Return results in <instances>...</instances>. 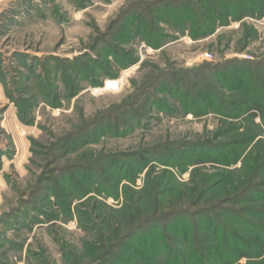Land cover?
I'll return each instance as SVG.
<instances>
[{
    "label": "trees",
    "instance_id": "trees-1",
    "mask_svg": "<svg viewBox=\"0 0 264 264\" xmlns=\"http://www.w3.org/2000/svg\"><path fill=\"white\" fill-rule=\"evenodd\" d=\"M263 16L264 0H139L122 11L91 51L25 64L27 84L9 95L21 121L32 124V110L41 100L53 108L62 106L61 88L73 98L85 86L103 87V78L119 79L137 65L135 43L161 49L184 36L200 41L213 35L220 43L219 29L240 21L242 50L256 34L243 20ZM147 67L151 72L142 84L133 82V94L51 142L50 155L58 158L103 138L130 134L148 126L156 113L214 114L225 127L211 139L165 140L122 157L101 152L48 186V199L53 197L72 216L73 200L86 197L76 208L85 218L92 215L82 209L85 202L96 199L93 208L111 229L104 241L112 258L105 260L114 264H243L242 259L244 264H264V54L192 67ZM145 68L142 62L137 71ZM145 170L144 185L137 190L132 185ZM189 170V180L181 182L177 176ZM121 193L120 208L97 199L120 201ZM162 195L172 200L166 204Z\"/></svg>",
    "mask_w": 264,
    "mask_h": 264
},
{
    "label": "rangeland",
    "instance_id": "rangeland-1",
    "mask_svg": "<svg viewBox=\"0 0 264 264\" xmlns=\"http://www.w3.org/2000/svg\"><path fill=\"white\" fill-rule=\"evenodd\" d=\"M138 1L0 0V78L7 85L0 79V264H114L112 259L106 261L111 256L106 253L104 240L111 236V229L104 225L93 208L94 203L97 205L96 199L87 200L82 208L91 211L90 217L85 218L76 211L86 197L73 200L72 216H69L53 197L48 199L46 188L60 183L62 174L75 172L77 167L73 165L89 164L101 152L122 157L132 150L165 140L211 139L225 127L221 118L214 114L195 118L192 114L156 113L148 126L121 137L103 138L89 148L58 158L50 155L52 152L47 146L65 138L84 118L122 103L133 94V82L139 85L147 78L151 72L147 67L149 64L161 69L169 64L192 67L232 58L258 59L264 54V16L243 20L254 27L256 34L242 50H238L244 32L240 21L219 29L217 33L223 35L220 43L218 35L200 41L184 36L161 49L135 43L133 46L140 61L122 73L119 88L114 89L115 84L111 82L102 89L87 85L73 98H68L61 88L57 91L61 107L53 108L41 100L31 113L34 122L21 121L9 94L27 84L24 81L25 64H40V59L46 57L73 58L91 51L98 39H105L122 11ZM206 52L213 54L212 61L203 58ZM142 62L146 68L137 71ZM108 80L110 78H103L104 83ZM28 84L35 88L32 92H36V84L32 81ZM255 121L259 122V118ZM190 171L177 177L186 182ZM145 174L146 170L132 185L137 190L143 187ZM164 196V203L172 200ZM97 199L109 207L120 208L123 195L121 193L120 201L101 196ZM103 204L100 206L107 211ZM151 207L147 208L150 212ZM241 262L246 261L242 259ZM125 263L123 260L121 264Z\"/></svg>",
    "mask_w": 264,
    "mask_h": 264
},
{
    "label": "bare ground",
    "instance_id": "bare-ground-1",
    "mask_svg": "<svg viewBox=\"0 0 264 264\" xmlns=\"http://www.w3.org/2000/svg\"><path fill=\"white\" fill-rule=\"evenodd\" d=\"M112 83V84H115V88L114 89H117V88H119L120 87V85H121V83H122V79H110V80H108L107 82H106V84L105 85H107V83ZM104 85V86H105ZM99 89H102V87L101 88H99Z\"/></svg>",
    "mask_w": 264,
    "mask_h": 264
},
{
    "label": "built area",
    "instance_id": "built-area-1",
    "mask_svg": "<svg viewBox=\"0 0 264 264\" xmlns=\"http://www.w3.org/2000/svg\"><path fill=\"white\" fill-rule=\"evenodd\" d=\"M203 58L206 59V60L212 61L214 59V56H213L212 53L206 52V53L203 54Z\"/></svg>",
    "mask_w": 264,
    "mask_h": 264
}]
</instances>
